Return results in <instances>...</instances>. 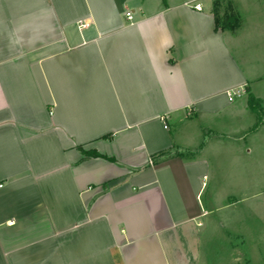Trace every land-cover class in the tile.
Masks as SVG:
<instances>
[{"label":"crops","instance_id":"1","mask_svg":"<svg viewBox=\"0 0 264 264\" xmlns=\"http://www.w3.org/2000/svg\"><path fill=\"white\" fill-rule=\"evenodd\" d=\"M212 2L0 0V264H200L264 160V27Z\"/></svg>","mask_w":264,"mask_h":264},{"label":"rangeland","instance_id":"2","mask_svg":"<svg viewBox=\"0 0 264 264\" xmlns=\"http://www.w3.org/2000/svg\"><path fill=\"white\" fill-rule=\"evenodd\" d=\"M196 1L206 5L211 0ZM228 1L233 2L242 21L250 19L264 27V0H222V4L226 5ZM260 48L264 50L263 46ZM257 86L264 88V81ZM258 139L257 146L252 145V155L261 157L264 154L263 143L260 136ZM229 165L232 166L224 163L226 168ZM249 165L252 170L246 172L250 178L242 175L241 179L235 181L242 185L239 190L232 191L228 185L223 187L220 202L226 206L211 213L207 221L203 220L205 226L200 264H264V160ZM241 167L243 170V165ZM247 187L249 189H245Z\"/></svg>","mask_w":264,"mask_h":264},{"label":"trees","instance_id":"3","mask_svg":"<svg viewBox=\"0 0 264 264\" xmlns=\"http://www.w3.org/2000/svg\"><path fill=\"white\" fill-rule=\"evenodd\" d=\"M211 12L214 15L216 29L221 30H236L242 23L241 15L235 8L233 2L228 1L226 5L222 4V0H213ZM247 92V103L248 107L254 112L256 121L252 126L251 130H255L263 121L264 114V99L257 98L253 95L248 88ZM111 136H105L109 138ZM96 153V152H95ZM170 150L159 152L154 155L152 161L167 158L171 155ZM188 154H194V152H188ZM99 155L98 153L96 154Z\"/></svg>","mask_w":264,"mask_h":264},{"label":"built area","instance_id":"4","mask_svg":"<svg viewBox=\"0 0 264 264\" xmlns=\"http://www.w3.org/2000/svg\"><path fill=\"white\" fill-rule=\"evenodd\" d=\"M195 7L200 10L201 9V4H197ZM126 17L128 19H132V12L131 11H128L126 13ZM241 93H242L241 90H234L230 95H231V97H233V96H240Z\"/></svg>","mask_w":264,"mask_h":264}]
</instances>
